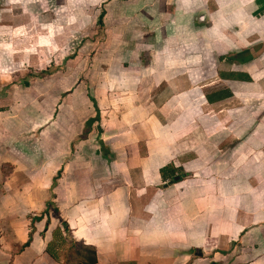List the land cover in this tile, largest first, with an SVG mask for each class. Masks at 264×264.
<instances>
[{
  "label": "crops",
  "instance_id": "0c3cea01",
  "mask_svg": "<svg viewBox=\"0 0 264 264\" xmlns=\"http://www.w3.org/2000/svg\"><path fill=\"white\" fill-rule=\"evenodd\" d=\"M135 4L153 5L147 47L133 50L138 59L148 53L153 60L136 62L140 76L120 83L137 89L148 78L161 85L166 68L189 74L185 54L196 53L197 73L188 76L196 86L151 98L156 108L164 101L158 108L164 118L176 109L182 124L174 127L171 120L151 129L146 155L130 135L125 149H133L132 157L123 147L102 152L100 141L110 142L103 129L97 145L77 141L70 153L57 138L58 148L37 162L43 199L34 211L53 202L74 241L95 248L97 264H264V0L125 2ZM111 17L128 20L120 13ZM138 17L124 27L145 35L146 18ZM155 63L164 66L157 78ZM5 161L16 169L29 165ZM50 218L49 226L46 215L33 232L15 227L12 241L0 242V264H60L47 251L56 229L50 231ZM30 234L31 245L21 249Z\"/></svg>",
  "mask_w": 264,
  "mask_h": 264
},
{
  "label": "rangeland",
  "instance_id": "374dc122",
  "mask_svg": "<svg viewBox=\"0 0 264 264\" xmlns=\"http://www.w3.org/2000/svg\"><path fill=\"white\" fill-rule=\"evenodd\" d=\"M125 2L0 0V242L11 240L15 227L28 225L33 232L38 222L34 219L46 211L55 217L54 205L47 204L43 210L34 208L43 199L35 177L37 162L44 158L43 152L58 148L53 143L57 138L70 153L73 143L84 139L98 142L101 133L106 132L110 142L100 141L102 152L106 153L104 148L108 146L112 153L123 147L125 155L130 152L132 157L133 149H125L130 135L139 140L140 153L146 155L151 129L162 130V125L171 120L174 127L182 124L181 119L176 121V109L164 118L158 109L164 101H157L156 108L151 98L153 93L164 96L193 89L196 83L188 76L197 73L196 53L185 54L189 74L186 68L182 72L176 67L166 68L167 81L161 85L149 84L148 78L137 89L121 84L122 78L140 76L138 62L145 66L153 60L148 53L138 59L133 52L147 47V17L153 5ZM119 13L128 20L110 18V14ZM138 16L146 18L143 22L148 28L142 29L145 35L138 33L141 28L131 32L124 27L125 23H139ZM178 51L175 58L180 57ZM153 67L156 78L162 75L163 64L160 69L158 63ZM195 112V107L188 109L187 117ZM20 149L26 154H20ZM6 159L14 163L21 159L29 165L16 169ZM178 172L182 177H194L192 173ZM58 228L64 229V225L55 217L50 231ZM57 238L63 264H78L75 253L80 244L69 232L60 231Z\"/></svg>",
  "mask_w": 264,
  "mask_h": 264
},
{
  "label": "trees",
  "instance_id": "16d2710c",
  "mask_svg": "<svg viewBox=\"0 0 264 264\" xmlns=\"http://www.w3.org/2000/svg\"><path fill=\"white\" fill-rule=\"evenodd\" d=\"M48 205L49 206L53 205V202H49ZM53 209H54L53 212H54L55 217H59L60 216L59 209L57 207H55V206H54ZM46 215L48 216L47 226H49V223L51 221L49 211L48 212L46 211V213H44V214H42L40 216H37V218L34 219V220L41 221V220H43L45 218ZM63 225H64V231L65 232H69L70 231V227L68 226V223L65 222V221H63ZM60 231H61V228H58V230L55 231V233H54V239L49 243L48 248H47V251L60 264H63V262L61 261L60 253H58V249L60 247H59V242H58V238L57 237H58V234L60 233ZM64 241L65 240L62 239V243ZM31 242H32V234H30L29 240L22 246L21 249H24V248L30 246L31 245ZM77 244H79V243H77ZM80 246L81 247L78 250H76V253H75L78 256V259H77L78 260V264H97L98 263V259H97V252H96L95 248L92 247V246L82 245V244H80ZM68 261H70V258L67 259V262Z\"/></svg>",
  "mask_w": 264,
  "mask_h": 264
},
{
  "label": "water",
  "instance_id": "95a60500",
  "mask_svg": "<svg viewBox=\"0 0 264 264\" xmlns=\"http://www.w3.org/2000/svg\"><path fill=\"white\" fill-rule=\"evenodd\" d=\"M175 179H178V177H176ZM175 182V180L173 179L172 181H171V183H174Z\"/></svg>",
  "mask_w": 264,
  "mask_h": 264
}]
</instances>
